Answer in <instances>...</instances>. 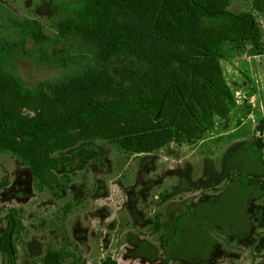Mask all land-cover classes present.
<instances>
[{
  "label": "rangeland",
  "instance_id": "1",
  "mask_svg": "<svg viewBox=\"0 0 264 264\" xmlns=\"http://www.w3.org/2000/svg\"><path fill=\"white\" fill-rule=\"evenodd\" d=\"M228 2L230 14H251L259 30L258 45L247 36L223 46L219 65L234 106L214 116L194 143L135 153L115 141L144 137L138 92L143 82L163 89L183 84V49L153 39L146 18H135L137 57L95 65L86 48L56 37L54 0H0L1 38H17L20 21L39 23L49 37L38 52L30 40L26 52L16 50L8 69L28 89L65 82L63 97L52 95L37 110L11 101L10 111L26 118L66 113L84 91L109 110L94 129L110 139L81 140L58 153L84 148L94 158L61 166L57 174L68 182L56 187L57 195L37 191L29 168L11 152L0 154V233L10 208L24 225L14 264H36L49 249L72 255L61 264H99L106 256L118 264H264V182H246L264 174V8L255 0ZM95 74L97 85H85ZM64 132L57 139L77 133Z\"/></svg>",
  "mask_w": 264,
  "mask_h": 264
},
{
  "label": "trees",
  "instance_id": "2",
  "mask_svg": "<svg viewBox=\"0 0 264 264\" xmlns=\"http://www.w3.org/2000/svg\"><path fill=\"white\" fill-rule=\"evenodd\" d=\"M59 16L57 38L67 40L70 47L86 48L93 55L95 65H105L116 56L137 57L136 35L132 33L135 18H146L153 39L177 49H183V84L167 89L142 83L136 105L143 117L140 138L135 134L116 139L115 143L135 153L151 152L169 142L194 143L211 125L214 116L225 117L234 106V98L222 75L219 59L228 42L251 38L258 45L259 30L255 18L246 12L230 14L228 0H54ZM255 7L263 11L264 0H255ZM16 24V23H15ZM17 38L0 37V154L11 152L31 172L34 188H45L57 195L56 187L68 182L57 171L61 166L79 160L94 158L89 150L58 154L75 146L79 141L110 139L101 129H94L96 118L109 113L94 93H76V99L66 113L26 118L10 111L11 101L30 104L33 110L42 107L52 95L64 96V81L57 88L40 85L36 89L24 87L20 77L9 68L16 50L26 52L30 40L35 51L42 50L49 41L39 23L20 21L16 24ZM87 41V42H86ZM97 74L85 80L97 85ZM83 85V82H80ZM78 94V95H77ZM152 114V115H151ZM157 115L156 123L152 116ZM139 116V118H140ZM151 116V117H150ZM181 117V119H178ZM150 128H148V127ZM154 126V127H153ZM142 127V128H144ZM153 127V128H152ZM140 128V127H139ZM76 131L69 141L57 139L67 132ZM138 132V131H137ZM136 132V133H137ZM144 132V133H143ZM251 184L264 182L261 177L250 178ZM4 228L0 233V255L3 264H14L16 238L24 230L19 211L7 210ZM72 256L63 250L49 249L36 264H61ZM99 264H118L106 256Z\"/></svg>",
  "mask_w": 264,
  "mask_h": 264
}]
</instances>
